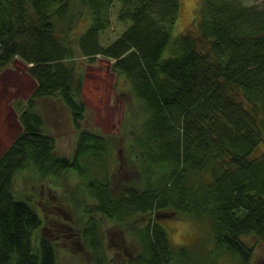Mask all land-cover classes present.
Here are the masks:
<instances>
[{"label": "trees", "instance_id": "obj_1", "mask_svg": "<svg viewBox=\"0 0 264 264\" xmlns=\"http://www.w3.org/2000/svg\"><path fill=\"white\" fill-rule=\"evenodd\" d=\"M249 1L202 0L196 27L172 37L180 0H0V70L18 57L35 81L21 129L0 153V264H58L53 240L33 242L42 224L33 203L14 195L21 171L40 181L68 171L82 179L91 264H219L223 256L254 264L246 237L264 242V152L252 154L264 133V6ZM114 9L130 23L104 43ZM78 55L108 58L115 84H128L137 101L135 116L143 113L127 147L140 188L114 192L111 139L81 128ZM45 97L70 111L77 135L68 156L56 152L37 111ZM168 210L206 224L208 239L173 245ZM97 216L131 222L136 247L123 261L109 257Z\"/></svg>", "mask_w": 264, "mask_h": 264}, {"label": "rangeland", "instance_id": "obj_2", "mask_svg": "<svg viewBox=\"0 0 264 264\" xmlns=\"http://www.w3.org/2000/svg\"><path fill=\"white\" fill-rule=\"evenodd\" d=\"M180 2L178 20L171 31L172 37L181 31L195 28L200 14L202 0H180ZM249 2L264 6V0ZM76 8L81 9V6L78 5ZM115 11L114 9L112 12L110 26L101 33L104 43L118 36L130 23L129 20L124 22L118 20ZM85 23V17L80 18L70 32V36L77 37ZM75 64L83 76L81 98L86 106L84 118L80 122L81 128L92 129L108 136L112 141L111 154L115 159V165L110 177L114 192L129 186L140 188L138 169L131 154L127 152V147L130 142L129 135L138 133L143 113L137 111L138 117L135 116L132 107L137 101L129 85L115 84L110 61L104 56H98L94 62H90L87 57L78 55ZM34 86V79L27 73L24 62L18 57L0 70V153L20 131L18 114ZM129 94L132 95L130 105L126 102ZM36 108L45 118L46 130L55 138L56 152L70 155L77 130L72 123L69 109L61 99L50 97L38 100ZM130 116L137 122L134 126L129 122ZM262 136L263 140L254 148L252 153L254 156L264 152V133ZM13 191L17 198L28 197L42 219L41 226L32 236L34 243L35 234L38 239L46 236L53 240L58 264H91V251L84 240L83 229L86 223L85 212L82 210L90 200L78 175L68 171L58 178L40 181L27 171H21L14 177ZM97 217L101 220L109 257L114 256L117 262L123 261L136 247L131 222H116L102 216ZM162 218L165 228L168 229H166L168 238L173 245H192L197 238L208 239L206 224L201 225L197 220L174 210H168ZM110 239L112 244L109 243ZM246 239L250 243H255L253 263L264 264V242L256 237H246ZM108 244L113 248L108 247ZM225 257L219 260V264H228L227 259L223 260Z\"/></svg>", "mask_w": 264, "mask_h": 264}, {"label": "bare ground", "instance_id": "obj_3", "mask_svg": "<svg viewBox=\"0 0 264 264\" xmlns=\"http://www.w3.org/2000/svg\"><path fill=\"white\" fill-rule=\"evenodd\" d=\"M37 232V231H36ZM36 235V234H35ZM42 237V236H41ZM36 241L39 240L37 237H35Z\"/></svg>", "mask_w": 264, "mask_h": 264}]
</instances>
